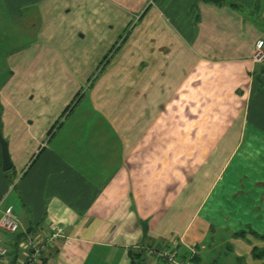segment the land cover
I'll return each instance as SVG.
<instances>
[{
  "label": "crops",
  "instance_id": "crops-1",
  "mask_svg": "<svg viewBox=\"0 0 264 264\" xmlns=\"http://www.w3.org/2000/svg\"><path fill=\"white\" fill-rule=\"evenodd\" d=\"M228 1L244 9L204 0H79L76 31L93 39L85 63L121 46L105 66V55L93 63L100 72L67 71L47 26L42 41L11 55L0 103L12 177H20L12 186L0 177V219L12 206L20 230L43 243L62 228L63 237L43 249L46 264H169L148 248L173 249L192 264L264 260L253 254L264 248V72L261 84L255 79L264 26L251 15L264 21V0ZM109 21L122 30L107 29ZM193 88L210 96L214 112L229 102L235 116L221 124L235 133H175L195 121L176 111L207 107L190 106L189 95L182 108L175 102ZM240 231L245 236L234 235Z\"/></svg>",
  "mask_w": 264,
  "mask_h": 264
},
{
  "label": "rangeland",
  "instance_id": "rangeland-1",
  "mask_svg": "<svg viewBox=\"0 0 264 264\" xmlns=\"http://www.w3.org/2000/svg\"><path fill=\"white\" fill-rule=\"evenodd\" d=\"M10 2H12L13 8L11 7ZM0 0V90L6 85V81L10 76L11 68H10V59L11 55L17 53L19 50L26 48V46L33 45L35 41H42V31L46 26L48 27L47 37H52V41H50L49 45L53 46L58 54L61 56V60L64 63L65 69L73 73L76 69H79L81 72L93 73V71L100 72L102 65H100V69L98 70L97 65L93 64L95 62H99L103 59L104 54L101 55L100 52L98 54L95 52L92 56V60L90 64L85 63V58L87 56L86 50L91 47L92 37L88 34L86 37H81L83 32L76 31L77 25H82L81 19L82 16L80 14L81 8L78 10L76 5L79 4V0ZM10 4V7L7 4ZM23 4V6H21ZM80 5V4H79ZM19 6V9H14ZM21 6V7H20ZM71 9V10H69ZM252 17L259 20L260 23L264 26V21L259 18L257 12L251 13ZM112 15L109 17L111 18ZM136 21V20H135ZM134 21V22H135ZM138 21V20H137ZM107 29L113 27V31L115 34H118L121 31V24L115 21H110L107 23ZM127 30L124 32V36L128 34V28H132L134 26L133 21L127 22ZM76 36V38H75ZM80 37V38H79ZM84 38V40L82 39ZM124 41V37L121 38ZM48 44V41H46ZM260 44V46H259ZM263 41L260 40L257 43V57L264 60V52L262 51ZM119 49H121L120 43H116L112 45L108 51V54L105 55V58L102 60L101 64H107L112 55H114ZM77 60V61H76ZM82 60V62H81ZM260 62L257 66L255 77L257 79V83L261 84V75L264 72V62ZM48 64H43L44 69H47ZM58 66V64H56ZM197 84H193L196 86ZM213 80H207V86L212 87ZM186 93H190L187 95H175V102L178 101V105L185 106V102L183 98H194V101H190V106L194 108H198V106H204L206 109H193L191 112L187 111H176L181 112V118L185 119H194L193 126H185L180 127L174 126L175 133L179 131L187 129L190 134L194 133H204L206 135L209 134H232L235 133V130L238 127H230L223 126L227 124L230 118L234 116L230 115V110L228 108L229 102H223L221 104H217V115L214 112L213 104H210L209 101H206V98H210V96L199 95L196 92V89H190L189 91H185ZM196 92V93H195ZM222 94V93H220ZM179 97V99H177ZM218 98L225 99V94L222 96H217ZM201 98V99H200ZM230 96L228 97V99ZM183 99V100H182ZM203 103L199 104L198 100ZM36 104L41 103L42 99H35ZM39 105V104H38ZM72 104L71 107H73ZM70 107V108H71ZM183 113V114H182ZM210 119L206 126H202L204 124V120L202 123H199L197 119ZM213 118H217V125L214 126ZM240 117H237V119ZM207 119V120H208ZM221 119V120H220ZM224 120V121H223ZM187 122V121H186ZM223 122V125L221 124ZM143 130L146 129L142 127ZM134 121L131 119L130 126L126 127V131L128 134L134 132ZM140 129V128H138ZM1 148V147H0ZM2 156V153H1ZM13 169L5 171L1 165L0 167V177L2 176L5 182L9 183L12 186L13 183L17 182L19 179V175L16 178H13L12 174ZM15 179V180H14ZM15 181V182H14ZM9 195V192L7 196ZM7 196H4L7 198ZM5 198V199H6ZM4 209V208H3ZM1 215V214H0ZM0 235H3L0 233ZM4 239H7L5 235H3ZM221 261L225 258L224 254H219ZM264 260H256V264L263 263Z\"/></svg>",
  "mask_w": 264,
  "mask_h": 264
},
{
  "label": "built area",
  "instance_id": "built-area-1",
  "mask_svg": "<svg viewBox=\"0 0 264 264\" xmlns=\"http://www.w3.org/2000/svg\"><path fill=\"white\" fill-rule=\"evenodd\" d=\"M0 233L7 238L4 239L3 235H0V264H44L43 249L63 237L60 227H55L45 243L39 235H33L27 230L22 232L12 206L5 210L3 218L0 219ZM147 255L164 257L169 264H192L189 259L186 261L177 260L176 251L169 248H148Z\"/></svg>",
  "mask_w": 264,
  "mask_h": 264
},
{
  "label": "trees",
  "instance_id": "trees-1",
  "mask_svg": "<svg viewBox=\"0 0 264 264\" xmlns=\"http://www.w3.org/2000/svg\"><path fill=\"white\" fill-rule=\"evenodd\" d=\"M204 1L205 2H209V3L216 4V5H224V4H227V5L231 6L232 8H235V9H238V10H243L244 9L241 4H239V3L235 2V1H228V0H204ZM262 3H263L262 0H257V4L260 5ZM105 65H106V63H105ZM102 69H101V71H102ZM255 79L257 80L259 78H256L255 77ZM77 96H78V94H77ZM73 103H74V101H73ZM71 106H72V103L66 107V109L64 110V113H66L70 109ZM2 110H3V108H2V105L0 103V129L2 128ZM55 127H56V124L49 130L48 133L49 134L52 133V131H53V129ZM234 235H236V236H245V231L236 232V233H234ZM19 238H20V236H19ZM253 251H254L253 254H254L255 257H257V258H264V248L263 249H259V248H256L255 247L253 249ZM139 254L142 255L143 254V251L140 252ZM44 264H46L45 258H44ZM212 264H216V263H212Z\"/></svg>",
  "mask_w": 264,
  "mask_h": 264
},
{
  "label": "water",
  "instance_id": "water-1",
  "mask_svg": "<svg viewBox=\"0 0 264 264\" xmlns=\"http://www.w3.org/2000/svg\"><path fill=\"white\" fill-rule=\"evenodd\" d=\"M0 146L2 151V167L5 171L12 169L13 161L9 151V143L4 137L3 129H0Z\"/></svg>",
  "mask_w": 264,
  "mask_h": 264
}]
</instances>
